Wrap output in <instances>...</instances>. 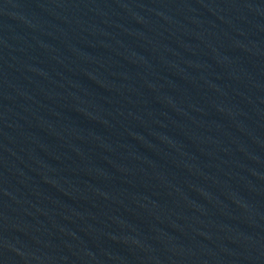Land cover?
Segmentation results:
<instances>
[{"label":"water","instance_id":"obj_1","mask_svg":"<svg viewBox=\"0 0 264 264\" xmlns=\"http://www.w3.org/2000/svg\"><path fill=\"white\" fill-rule=\"evenodd\" d=\"M0 264H264V0H0Z\"/></svg>","mask_w":264,"mask_h":264}]
</instances>
